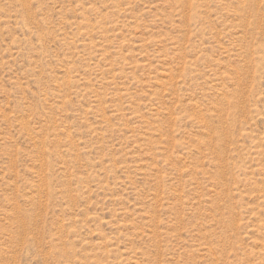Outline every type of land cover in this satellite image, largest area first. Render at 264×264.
<instances>
[{
  "label": "rangeland",
  "instance_id": "rangeland-1",
  "mask_svg": "<svg viewBox=\"0 0 264 264\" xmlns=\"http://www.w3.org/2000/svg\"><path fill=\"white\" fill-rule=\"evenodd\" d=\"M0 264H264V0H0Z\"/></svg>",
  "mask_w": 264,
  "mask_h": 264
}]
</instances>
